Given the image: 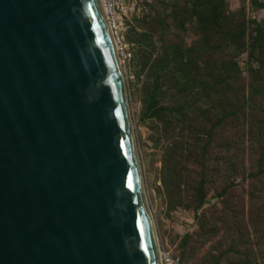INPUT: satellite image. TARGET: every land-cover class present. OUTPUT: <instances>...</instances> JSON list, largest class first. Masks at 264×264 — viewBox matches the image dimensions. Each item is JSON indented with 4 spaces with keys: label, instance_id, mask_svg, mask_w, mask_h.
I'll use <instances>...</instances> for the list:
<instances>
[{
    "label": "water",
    "instance_id": "95a60500",
    "mask_svg": "<svg viewBox=\"0 0 264 264\" xmlns=\"http://www.w3.org/2000/svg\"><path fill=\"white\" fill-rule=\"evenodd\" d=\"M133 132L100 0H0V264H161Z\"/></svg>",
    "mask_w": 264,
    "mask_h": 264
},
{
    "label": "rangeland",
    "instance_id": "374dc122",
    "mask_svg": "<svg viewBox=\"0 0 264 264\" xmlns=\"http://www.w3.org/2000/svg\"><path fill=\"white\" fill-rule=\"evenodd\" d=\"M124 27L159 251L178 264H264V0H149Z\"/></svg>",
    "mask_w": 264,
    "mask_h": 264
},
{
    "label": "built area",
    "instance_id": "2783aa9c",
    "mask_svg": "<svg viewBox=\"0 0 264 264\" xmlns=\"http://www.w3.org/2000/svg\"><path fill=\"white\" fill-rule=\"evenodd\" d=\"M108 26L112 33L121 68H126L133 59L131 45L125 37L124 22L140 10L149 0H100ZM161 264H178L171 255L159 252Z\"/></svg>",
    "mask_w": 264,
    "mask_h": 264
},
{
    "label": "trees",
    "instance_id": "16d2710c",
    "mask_svg": "<svg viewBox=\"0 0 264 264\" xmlns=\"http://www.w3.org/2000/svg\"><path fill=\"white\" fill-rule=\"evenodd\" d=\"M136 31H137V30H136ZM243 31L246 32V23H245V25L243 26ZM224 34L230 35V34H233V33H232L231 31H229L228 33H224ZM224 34H223V35H224ZM244 35H246V33H244ZM235 67L239 69L238 65H235ZM203 206H204V203L201 205V208H203Z\"/></svg>",
    "mask_w": 264,
    "mask_h": 264
},
{
    "label": "bare ground",
    "instance_id": "6f19581e",
    "mask_svg": "<svg viewBox=\"0 0 264 264\" xmlns=\"http://www.w3.org/2000/svg\"><path fill=\"white\" fill-rule=\"evenodd\" d=\"M101 2V1H100ZM102 6V5H101ZM102 11H103V8H102ZM103 13H104V11H103ZM156 249H158V246L156 245ZM160 251H159V249H158V253H159Z\"/></svg>",
    "mask_w": 264,
    "mask_h": 264
},
{
    "label": "clouds",
    "instance_id": "9594fccd",
    "mask_svg": "<svg viewBox=\"0 0 264 264\" xmlns=\"http://www.w3.org/2000/svg\"><path fill=\"white\" fill-rule=\"evenodd\" d=\"M122 71H123V69H122Z\"/></svg>",
    "mask_w": 264,
    "mask_h": 264
}]
</instances>
